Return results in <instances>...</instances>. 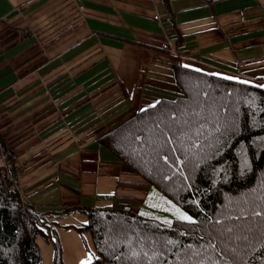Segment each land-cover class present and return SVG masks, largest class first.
<instances>
[{
    "label": "crops",
    "instance_id": "0c3cea01",
    "mask_svg": "<svg viewBox=\"0 0 264 264\" xmlns=\"http://www.w3.org/2000/svg\"><path fill=\"white\" fill-rule=\"evenodd\" d=\"M178 63L264 87V0H0V149L21 199L137 212L150 186L99 139L179 97Z\"/></svg>",
    "mask_w": 264,
    "mask_h": 264
},
{
    "label": "trees",
    "instance_id": "16d2710c",
    "mask_svg": "<svg viewBox=\"0 0 264 264\" xmlns=\"http://www.w3.org/2000/svg\"><path fill=\"white\" fill-rule=\"evenodd\" d=\"M173 75L179 97L99 139L150 186L138 211L125 203L40 212L0 167V264H41L37 236L61 264L55 228L72 212L85 221L60 226L89 233L88 264H264V87L180 63ZM164 199L191 220L156 219Z\"/></svg>",
    "mask_w": 264,
    "mask_h": 264
},
{
    "label": "rangeland",
    "instance_id": "374dc122",
    "mask_svg": "<svg viewBox=\"0 0 264 264\" xmlns=\"http://www.w3.org/2000/svg\"><path fill=\"white\" fill-rule=\"evenodd\" d=\"M2 168L5 170L7 169V167ZM132 206H135V204L131 203V207ZM42 212L49 213V210ZM83 216L84 215L78 212H72L68 216H65L57 221L59 225H57L55 231L56 237L61 246V264H88L92 261L93 246L89 233H81L73 227L61 228L60 226V224L78 225V223H80L79 219L83 218ZM154 217L165 223H170L174 219L183 221L191 220L189 214L168 199L163 200L160 210L154 212ZM26 219L31 223L34 221L32 218ZM46 221L47 220H44L40 224H44ZM35 245L40 255L41 264H54L52 245L43 240L40 236L35 238Z\"/></svg>",
    "mask_w": 264,
    "mask_h": 264
},
{
    "label": "built area",
    "instance_id": "2783aa9c",
    "mask_svg": "<svg viewBox=\"0 0 264 264\" xmlns=\"http://www.w3.org/2000/svg\"><path fill=\"white\" fill-rule=\"evenodd\" d=\"M154 18H157L155 16ZM14 158V152L11 150H4L3 148L0 149V166H7V160Z\"/></svg>",
    "mask_w": 264,
    "mask_h": 264
}]
</instances>
